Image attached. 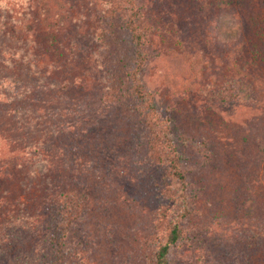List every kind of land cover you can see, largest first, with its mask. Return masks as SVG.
Instances as JSON below:
<instances>
[{
  "label": "trees",
  "instance_id": "obj_1",
  "mask_svg": "<svg viewBox=\"0 0 264 264\" xmlns=\"http://www.w3.org/2000/svg\"><path fill=\"white\" fill-rule=\"evenodd\" d=\"M221 1L243 13L246 37L238 48L218 55L201 38L208 12L222 8ZM166 2L171 11L161 18L166 23L160 27L146 1L3 0L0 264H75L67 237L88 202L87 187H74L80 183L76 171H67L57 155L43 149L50 146L59 153L70 138L79 148L70 161H80L85 148L89 164L101 159L96 140L84 138L90 127L83 133L74 126L97 114L92 100L116 109L128 123L127 139L115 134L117 142L127 143L130 175L145 180L158 198L156 236L146 264H176L178 248L190 240L187 172L171 135V121L161 116L141 80L159 46L175 65L182 95L206 94L217 108L249 98L256 103L252 123L264 128V0ZM219 70L220 75L215 73ZM93 89L96 95L86 98ZM261 136L256 139L257 156L246 152L242 156L249 160L243 158L229 173L223 172L230 191L217 202L229 203L237 216L243 213L242 221L245 216L250 221L235 232L241 264H254L264 254V130ZM182 138L201 155L202 164H221L208 150L210 139L195 141L189 134ZM108 151L103 157L122 156L113 147ZM107 164L103 167L112 174L115 169ZM234 166L229 162L228 168ZM15 179L24 182L23 197L13 189Z\"/></svg>",
  "mask_w": 264,
  "mask_h": 264
},
{
  "label": "rangeland",
  "instance_id": "obj_2",
  "mask_svg": "<svg viewBox=\"0 0 264 264\" xmlns=\"http://www.w3.org/2000/svg\"><path fill=\"white\" fill-rule=\"evenodd\" d=\"M139 1L150 4L149 12L156 18L157 24L163 27L166 20L161 18L171 11L169 2H166L168 0ZM221 4L222 8L208 12L205 35L201 38V42L208 45V50L218 55L238 48L246 37L243 13L234 4L232 8L223 1ZM174 15L173 19H176ZM159 48L155 52L156 56L149 58L141 80L153 95L161 116L171 121V135L180 154L183 170L187 172V193L192 214L186 231L190 234V240L178 248L176 264H241L236 258L235 232L238 227L250 224V221L246 216L245 221H242L243 213L237 216L229 203L217 202L227 195L225 192L230 191L229 181L223 172L229 173L243 158L249 160L242 156L246 152L248 155L249 152L255 156L258 154L256 139L262 137L264 128L263 125L255 126L252 123L256 103L246 98L239 105L217 108L206 94L182 95L183 88L174 71L175 65L170 62L162 45ZM152 53L150 51V56ZM215 73L220 75L221 70ZM92 93L86 98L96 95L94 89ZM92 105L97 114L94 118L85 119L82 125L75 124V128L84 133L83 128L90 127L84 138L96 140L94 143L101 151L96 156L110 152L108 149L112 147L122 156L114 159L115 155H108L107 158L102 155L101 159H94L92 165L88 163L85 148L80 161H70L72 154L79 150L70 138L60 147L59 153L50 146L49 149H43L53 156L57 155L58 164H64L67 171H76V181L80 183L75 182L74 187L75 184L86 186L89 195L80 219L67 237V249L72 257H76L75 264H146L148 249H152L153 237L156 236L153 224L157 218L158 198L153 189H147L145 180L130 175L129 152L124 150L127 143L119 141L120 145L115 134L117 132L127 139L128 123L116 109L104 107L102 103L97 105L93 100ZM99 116L100 119H96ZM182 133L191 135L195 141L210 139L214 145H208V150L217 155L221 164H211L209 167L202 164L201 155L182 142ZM78 144L85 146L86 142L80 140ZM105 159L107 161H103ZM106 162L115 169L112 174L103 167ZM229 162L235 163V166L228 168ZM12 186L17 194L24 196V182L15 179ZM253 263L264 264V254L256 257Z\"/></svg>",
  "mask_w": 264,
  "mask_h": 264
}]
</instances>
